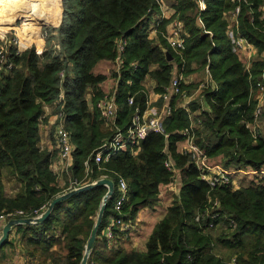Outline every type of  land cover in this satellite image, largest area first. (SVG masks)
<instances>
[{
  "label": "trees",
  "instance_id": "obj_1",
  "mask_svg": "<svg viewBox=\"0 0 264 264\" xmlns=\"http://www.w3.org/2000/svg\"><path fill=\"white\" fill-rule=\"evenodd\" d=\"M199 1L175 0L174 17L161 18L156 36L150 37L149 23L159 11L158 0H4L5 15L8 9H21L26 24L43 15L48 20L57 15L39 25V37L31 36L21 51L12 44L3 50L11 63L7 70L0 67V215H7L6 221L21 217L18 210L34 215L73 184L90 183L105 174L115 185L120 177L126 180L128 199L122 209L124 218L133 221L140 208L158 202L162 184L175 180L164 163L170 159L179 168V191L153 226L145 249L126 243L128 235L119 226L114 227L117 246L109 245L103 234V228L117 216L115 188L106 201L87 264H264V175L244 186L230 182L210 187L189 152L177 151V142L190 136L205 157L220 159L224 168L258 170L264 166V134L256 130L264 103L261 114L254 116L255 82L264 71V0H202L204 8ZM235 4L240 5L236 30L257 49L258 57L248 68L232 49L227 33L225 13ZM175 17L184 27L181 55L164 36ZM119 40L125 41L121 62L110 71L117 84L108 94L114 95L118 105L114 123L123 130L135 109L142 112L147 105L146 76L155 80V90L161 94L175 73H182L184 79L179 93L168 100L170 113L162 117L161 132L149 131L136 152L127 148L95 162V151L112 136L114 127L106 124L97 106L107 94L99 86L107 75L94 73L93 67L102 59L116 62ZM166 51L172 54L171 60ZM153 64L157 66L151 68ZM204 68L209 78L203 81L201 95L208 109L201 112V118H192L199 101L191 99L179 106L176 98L196 86L185 81V76ZM129 96H133L131 104ZM50 103H55V112L75 145L72 163L62 173V187L51 169L59 148L40 146L39 123L44 105ZM157 104L162 106V95ZM185 128L188 133L183 132ZM51 139L56 145L54 135ZM5 171L20 183L14 195L4 192ZM106 191L107 186L97 184L76 192L58 201L43 222L18 224L17 230L23 226L40 229L41 234L29 241L44 248L56 243L64 251L61 264H80ZM197 212L203 215L199 221L195 220ZM218 224L220 231L213 235L210 230ZM217 244L230 250L228 257L215 251Z\"/></svg>",
  "mask_w": 264,
  "mask_h": 264
},
{
  "label": "built area",
  "instance_id": "obj_2",
  "mask_svg": "<svg viewBox=\"0 0 264 264\" xmlns=\"http://www.w3.org/2000/svg\"><path fill=\"white\" fill-rule=\"evenodd\" d=\"M235 1V0H232ZM200 7L204 8V1H199ZM240 12V5L235 4L233 9L230 10L232 20L228 26L227 33L231 40L232 49L238 54L240 57L250 58L252 54L257 53V49L253 43H251L245 36L240 34L236 29L238 25V14ZM184 31L183 22L180 18L175 17L168 25L167 32L164 33V36L169 43L172 50L181 55L183 49L185 48V43L182 37ZM22 41H19V45H21ZM25 43V42H24ZM14 45L12 42L10 43ZM124 40H119L117 44V60L116 64L121 62L120 53L124 49ZM16 48L17 51H21ZM5 49L0 47V67L7 70L11 67V63L7 62L6 55L4 53ZM264 57V53H263ZM246 63L245 67L248 68L250 66V62ZM184 79L182 73H175L171 79V82L167 88V91L162 94L163 104L160 108H150L148 115H144L140 112L139 108H136L131 116V120L129 125L125 130L121 128V126L114 123L115 118L118 112V105L115 101L114 95L105 94L102 98H100L97 102V106L101 111V117L108 125H112L114 127V133L108 139H106L95 151L94 153V161L100 162L102 160L107 159L110 155L120 151L130 149L132 152H136L139 148L140 141L146 137L149 131H162L161 120L164 114L170 113V106L168 104V100L171 95H175L180 91V82ZM204 83L202 82L201 86ZM255 86L260 92L258 95L257 104L254 110V116L257 117L263 111V96L262 92H264V71L258 75ZM128 103H133V96L128 97ZM249 126L254 129L255 126L249 124ZM183 132L188 133V128H185ZM54 136L56 138V145L59 148V154L62 159L66 161H72V152L75 148V145L71 139L70 132L65 128L62 118H60L59 122L55 125ZM189 140L188 149L184 152H189V158L193 159L196 165L200 168V177L207 181L210 187H214L221 184L232 183L230 175L227 171L221 170L217 172H209L208 165L205 163V156L202 151L198 148V146L193 142L190 136L186 137ZM72 163V162H71ZM165 166L171 170L175 177L179 171V168L174 164L170 159L165 160ZM84 165L86 171L89 169L88 160H84ZM101 178H109L108 175H102ZM96 181V180H95ZM173 182V181H172ZM171 183V182H170ZM86 184V183H85ZM233 184V183H232ZM84 184L75 183L72 188H76L82 186ZM71 188V189H72ZM116 188L117 194L114 199L113 208L117 212V216L113 217L109 223L103 228V234L107 238V242L109 245L114 243L113 246H117L115 242L114 235V227L119 226V228L123 231H128L132 226V221L130 219L124 218V212L122 209L123 203L128 199V184L123 177H120L116 185L114 183V189ZM216 205L217 202L214 201ZM47 205H42L39 209L34 211V215L27 216L22 210H18L16 214L21 215V217H38L42 212L45 211ZM208 212V210H207ZM217 213L212 212L211 215H215ZM203 215L200 212H197L195 215V220L199 221ZM7 215L1 214L0 220L6 221ZM235 226V222L232 223ZM234 259H232L233 261ZM30 264H40L38 261L33 260Z\"/></svg>",
  "mask_w": 264,
  "mask_h": 264
},
{
  "label": "crops",
  "instance_id": "obj_3",
  "mask_svg": "<svg viewBox=\"0 0 264 264\" xmlns=\"http://www.w3.org/2000/svg\"><path fill=\"white\" fill-rule=\"evenodd\" d=\"M159 1V11L154 12L152 14V19L149 23V36L155 37L157 33V23L161 18H173L172 16L174 12V3L175 0H158ZM262 15L264 16V6L262 7ZM225 17L227 18L228 23L230 24L232 20V16L230 11L225 13ZM169 25V24H168ZM264 53V52H263ZM262 53V56H263ZM258 57L254 56L250 58V61H248V58L246 57H240L241 61L246 65L247 61L251 62L252 60L256 59ZM157 65L153 64L151 65V68H155ZM117 64L113 60L108 59H102L99 60L95 66L93 67L94 73H103L106 74L107 77L99 84L100 89L104 93H110L113 92L117 81L116 79L110 75V71L112 69H116ZM201 72V70H198ZM203 71V78L207 80L209 78V72L207 68H204ZM192 74L190 73L188 76H185V81H192ZM143 85L147 92V105L144 110H142V113L144 115H148V112L150 108H160L157 104L158 98L162 95L161 93L157 92L155 90V80H153L150 76H146L143 80ZM194 95V91H191L189 94H183L180 97L176 98V105H185L188 101H190ZM87 98L90 101L91 93H87ZM198 101L200 103V108L197 110H194L192 112L193 117L198 116L197 118H201V112L203 110H207L208 106L205 102V99L203 95L199 94ZM91 102V101H90ZM159 106V107H158ZM55 103L45 104L44 105V112H43V119L39 123V132H40V146L42 148H47L49 150H52L57 147L55 145L54 141H52V136L50 133L52 132V128L55 126V124L59 121L58 114L55 112ZM194 124V123H193ZM260 127V124L258 125ZM54 135V134H52ZM189 146V140L187 138H184L182 140H179L177 142V151L184 152L188 149ZM213 158H205V163L208 165L209 169L207 171L209 172H217L221 170H225L229 173L232 183H235V178L233 177V173L235 171L228 170L224 168L219 162L220 161H212ZM71 160L66 161L65 159H62L60 157L59 152L53 159L51 163V169L55 173H63L64 171H67L69 166L71 165ZM241 171V170H240ZM245 173L253 176V179L255 181H259L261 177L264 175V166H262L260 169H249L246 170ZM59 175V174H58ZM255 176V177H254ZM59 177H61L59 179ZM258 177V178H257ZM233 178V179H232ZM59 185L62 187L65 184L64 179L62 178V175L58 176ZM249 182L256 183V182ZM94 182V181H92ZM179 174L177 173L176 178L173 182L162 184L159 189V200L153 207H142L138 210L134 220L132 221L131 228L126 232L128 237V244L130 246L135 247L138 250H144L146 246V240L152 231L153 226L155 223L162 218L164 213L167 210V207L171 204L173 197L178 194L179 191ZM71 182L68 186L70 187ZM243 185V184H242ZM248 185V184H247ZM20 183L16 181L13 177L9 176L7 172H4L3 176V188L6 195H14L18 189H19ZM7 221L0 220V235L2 232V228L4 224ZM152 222V224L149 226L148 229V223ZM20 224H29V225H36L33 223H20ZM18 225V224H17ZM17 225H13L10 228V231L8 233V237L5 243L0 245V264H30L31 261L36 260L40 264H61L62 259L64 257V251L59 248V245L54 243L53 245L49 246L48 248L41 247L39 244H33V242L29 241V238H37L38 234H41L40 229L34 228L33 230H27L26 227H22L19 230H17ZM140 227V235L134 234V228L135 226ZM58 229L54 230V234H58ZM143 234V237H142ZM133 235V236H132ZM141 237V238H140ZM57 257H59V260L57 261Z\"/></svg>",
  "mask_w": 264,
  "mask_h": 264
},
{
  "label": "rangeland",
  "instance_id": "obj_4",
  "mask_svg": "<svg viewBox=\"0 0 264 264\" xmlns=\"http://www.w3.org/2000/svg\"><path fill=\"white\" fill-rule=\"evenodd\" d=\"M59 3H60V0H59ZM14 8L8 9V11L6 12V15H8V21L7 20L5 21L3 18L0 19V27L1 28L3 27V30H0V47H2L3 49L6 48V44H10L11 42L14 44L13 46L15 48L20 49L19 47H22V49H24L23 47L25 46L26 42L29 41L31 36H35L37 38L39 37V35H40V33L38 31L39 25L45 24V23L49 22L51 19H53V18H55L57 16L56 15V16H54L51 19L49 18V20H48V19L45 18V15H43L39 20L36 19L37 22L28 21V24H26L25 22H22L24 17H25L24 11L22 12L21 9H20L21 11L20 10H13ZM49 8H50V6H49ZM42 13H44V12L42 11ZM19 41L20 42L22 41L21 45H19ZM257 55H258L257 53L256 54H252L251 57H254V56H257ZM191 73H194V74H192V76H193L192 77V82H195L196 86H191L190 87V91H194V94L198 93V95H194L193 98H192V99H195V100L198 101L199 94L202 93V89L206 85V83L204 82V84L201 86L202 82L205 81V78H203L204 74H203L202 70H201V72H199L198 70H195V71H192ZM255 92H256V94L258 93V95L260 94V92H258V90H256V89H255ZM261 94H262L263 100H264V92H262ZM259 118H262V119L259 121L260 127H257L256 130H259L260 133L264 134V112L262 113L261 116H259ZM53 131L54 130L52 128V134H53ZM218 160L220 161V159H217V160L216 159H212L213 162L214 161H218ZM219 163L221 164V162H219ZM221 165L223 166V164H221ZM226 169L235 171L233 173V177L236 180L235 183L233 184L234 186H240L242 184H243L242 186H244V185L249 184V182H254L255 181L253 179V176L245 173L246 170H249L251 168H246L245 170H243V169H238V168H235L234 166H232V167H228ZM58 174H59L58 176L62 175V173H60V172ZM60 178L61 177H59V179ZM255 182H257V181H255ZM97 214H98V212H97ZM97 214L95 215V221H96ZM151 224H152V222L148 223V226H147L148 229L151 227L150 226ZM135 227L136 228H134V234L136 233L135 235H140V233H139V231H140L139 225L135 226ZM220 227H221V225L218 224L214 228H212L210 230V232L213 235H216V234L219 233ZM128 236H127V238H129ZM142 237H143V234H142ZM126 243H127V241H126ZM215 251L217 253L221 254L224 257H228L229 254H230V250L229 249H227V248H225V247H223V246H221L219 244L216 245Z\"/></svg>",
  "mask_w": 264,
  "mask_h": 264
},
{
  "label": "water",
  "instance_id": "obj_5",
  "mask_svg": "<svg viewBox=\"0 0 264 264\" xmlns=\"http://www.w3.org/2000/svg\"><path fill=\"white\" fill-rule=\"evenodd\" d=\"M164 50H165V48H164ZM166 55H167V58L169 60H171L173 57L169 51H166ZM97 184H103V185L107 186V191L102 198V202L100 204V208H99V211H98V214L96 217V221H95L94 226L91 230L90 236L86 242L85 251H84L81 263H80V264H87L88 256H89V253H90L91 248L93 246V243H94V240L96 237V233H97V229L101 223L102 214H103V211L105 209L106 201L113 194V191H114V182H113V180H111L109 178H99L98 180H96L94 182L86 183L82 186L72 188L71 190L64 192L62 194H58L57 196H55L51 200V202L48 204L45 211L42 212L41 215H39L38 217H35V218H33V217H19V218H15V219H11V220L7 221L2 228V232L0 235V245L3 244L7 240L8 233L10 231L11 226L17 225L20 223L39 224V223L43 222L50 215L54 205L58 201L63 200V199L69 197L70 195H72L76 192L89 189L92 186L97 185Z\"/></svg>",
  "mask_w": 264,
  "mask_h": 264
},
{
  "label": "bare ground",
  "instance_id": "obj_6",
  "mask_svg": "<svg viewBox=\"0 0 264 264\" xmlns=\"http://www.w3.org/2000/svg\"><path fill=\"white\" fill-rule=\"evenodd\" d=\"M3 18L6 21L4 0H0V19ZM0 30H3V27H0Z\"/></svg>",
  "mask_w": 264,
  "mask_h": 264
}]
</instances>
